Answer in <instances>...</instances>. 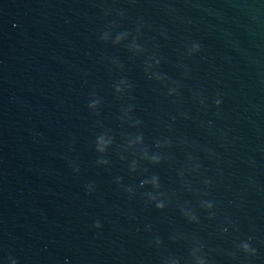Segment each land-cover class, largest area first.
I'll list each match as a JSON object with an SVG mask.
<instances>
[{"label":"water","instance_id":"1","mask_svg":"<svg viewBox=\"0 0 264 264\" xmlns=\"http://www.w3.org/2000/svg\"><path fill=\"white\" fill-rule=\"evenodd\" d=\"M0 264H264V0H0Z\"/></svg>","mask_w":264,"mask_h":264}]
</instances>
